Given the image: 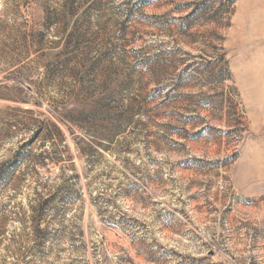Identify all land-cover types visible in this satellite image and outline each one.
<instances>
[{"label":"rangeland","instance_id":"rangeland-1","mask_svg":"<svg viewBox=\"0 0 264 264\" xmlns=\"http://www.w3.org/2000/svg\"><path fill=\"white\" fill-rule=\"evenodd\" d=\"M0 264H264V0H0Z\"/></svg>","mask_w":264,"mask_h":264},{"label":"trees","instance_id":"trees-1","mask_svg":"<svg viewBox=\"0 0 264 264\" xmlns=\"http://www.w3.org/2000/svg\"><path fill=\"white\" fill-rule=\"evenodd\" d=\"M140 1V0H139ZM142 1H146V2H152L153 0H141V2ZM229 2H231V0H229ZM201 7H202V5L201 6H199L198 7V9L197 10H194V11H192V12H190L189 14H188V18H191L197 11H199V9H201ZM49 18V17H48ZM187 18V19H188ZM221 58H223L224 56H223V54L220 56Z\"/></svg>","mask_w":264,"mask_h":264}]
</instances>
